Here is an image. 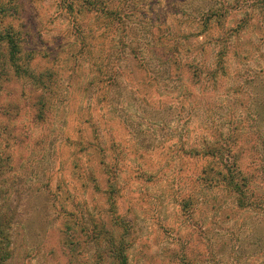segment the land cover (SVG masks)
Here are the masks:
<instances>
[{
  "label": "rangeland",
  "instance_id": "rangeland-1",
  "mask_svg": "<svg viewBox=\"0 0 264 264\" xmlns=\"http://www.w3.org/2000/svg\"><path fill=\"white\" fill-rule=\"evenodd\" d=\"M0 264H264V0H0Z\"/></svg>",
  "mask_w": 264,
  "mask_h": 264
},
{
  "label": "trees",
  "instance_id": "trees-1",
  "mask_svg": "<svg viewBox=\"0 0 264 264\" xmlns=\"http://www.w3.org/2000/svg\"><path fill=\"white\" fill-rule=\"evenodd\" d=\"M236 186V185H235ZM237 191V190H236Z\"/></svg>",
  "mask_w": 264,
  "mask_h": 264
}]
</instances>
